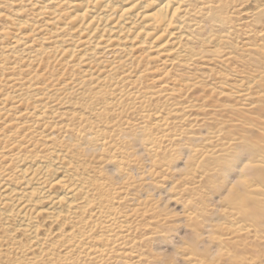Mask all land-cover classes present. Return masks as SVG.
Instances as JSON below:
<instances>
[{
	"label": "rangeland",
	"instance_id": "1",
	"mask_svg": "<svg viewBox=\"0 0 264 264\" xmlns=\"http://www.w3.org/2000/svg\"><path fill=\"white\" fill-rule=\"evenodd\" d=\"M192 1L189 44L214 52L201 53L194 65L168 67L160 75L165 93L185 83L170 99L151 79L160 70L145 73L132 84L128 82L135 77L113 86L114 80L96 84V77L89 79L55 65L47 53L38 63L21 61L19 53L1 54L7 38L0 34V178L9 174L8 180L15 183L19 160L41 151L49 134L57 147L76 149L86 141L98 149L95 155L74 151L78 171L104 183L99 196L111 207L107 214H116L122 225L130 227L119 232L127 234L121 245H110L108 229L93 231L90 237L97 238L88 241L114 252L100 261L84 260L81 253L79 264H197L203 260L207 264H264V186L248 178L264 175V15H243L245 0ZM205 2L220 7L204 10ZM25 4V0H0V13L32 24L30 10L15 11ZM5 24L0 18V31ZM214 44L219 48L212 49ZM227 52L230 60L220 61ZM140 66L143 63L136 70H142ZM256 75L261 76L256 88L262 93L259 99L238 100L225 94L228 86ZM40 112L44 124L34 123ZM21 123L24 126L16 129ZM240 147L246 149L244 163L254 166L247 176L233 173L235 168L214 167ZM145 161H149V171L164 170L153 176L151 184L136 178L137 172L143 177L140 166ZM107 163L116 168V175L106 171ZM225 177L232 182L228 190L211 195L209 183ZM237 179L242 184L234 185ZM206 195L216 203L209 204ZM194 198L200 201L197 212L174 215ZM193 231L196 237L186 240ZM51 252L40 262L61 264L63 253ZM217 252L221 255L214 259ZM17 256L11 254L6 264H14Z\"/></svg>",
	"mask_w": 264,
	"mask_h": 264
},
{
	"label": "bare ground",
	"instance_id": "2",
	"mask_svg": "<svg viewBox=\"0 0 264 264\" xmlns=\"http://www.w3.org/2000/svg\"><path fill=\"white\" fill-rule=\"evenodd\" d=\"M25 1L26 4L15 11L30 10L34 16L32 24L13 14L0 13V18L6 23L0 34L7 38L2 43L1 54L3 51L19 53L21 61L38 63L41 55L47 53L55 65L76 70L77 74L84 73L89 79L96 77V84L114 80L113 86L135 77L128 82L132 84L143 74L160 70L158 77L153 75L151 79L164 92L165 99H170L183 90L182 84L185 83L179 85L181 89L173 88L165 93L166 84L160 75L169 71L168 67L194 65L201 53L214 52L189 44L192 33L187 29L190 25L187 22L193 21L190 16L195 9L192 0ZM206 3L204 10L220 7ZM176 4L180 7H175ZM262 11L264 0H245L242 4L243 15ZM231 30L228 28L226 33ZM43 43L47 47H42ZM216 45L211 48L218 49ZM220 58L226 62L231 56L227 52ZM142 63L140 67L143 69L136 70L135 67ZM148 65L151 66L148 68ZM91 72H99L100 75L94 76ZM71 79H67L68 83ZM260 79L261 76L256 75L238 80L237 84L224 89L225 94L238 100L259 99L262 93L256 88ZM223 83L220 81L219 85ZM41 112L35 115L38 121L34 123L44 124V118H39ZM22 115L30 117L32 114L23 112ZM21 124L16 129L24 126ZM50 135L46 136L41 151L19 160L15 183L8 180L9 174L0 178V264H6L11 254L18 255L14 264H36L44 256L53 255L51 250L63 253L61 264H79L81 253H84V260L100 261L114 251L107 250L111 247L89 242V239L97 238L90 237L91 233L103 227L111 236H105L111 238L110 245H121L127 234L120 235L119 232L130 228L127 224L122 225L116 214H107L111 207L106 206L108 203L100 200L99 196L104 183H98L88 174L84 176L78 171L80 164L73 156L74 151L87 155L81 150L98 148L90 147L86 141L76 145V149L57 147ZM68 138L71 141V136ZM246 166L248 173L250 167H254L246 162L240 168ZM104 168L116 175L112 164L107 163ZM233 173L245 176L236 168ZM242 182V179H237L234 185ZM113 227L124 230L115 231ZM207 263L203 260L197 264Z\"/></svg>",
	"mask_w": 264,
	"mask_h": 264
},
{
	"label": "snow or ice",
	"instance_id": "3",
	"mask_svg": "<svg viewBox=\"0 0 264 264\" xmlns=\"http://www.w3.org/2000/svg\"><path fill=\"white\" fill-rule=\"evenodd\" d=\"M175 7L179 8L180 5L176 4L174 5ZM262 15H264V11H262L261 13ZM246 153V149L243 147L238 148L236 151H234L233 153L224 156L222 159H220L218 162L215 163L214 167L216 168H220V167H224V168H236L238 170H241L242 174L247 176L248 175V171H247V166L244 169H241L240 166L244 163V160L247 158V156L245 155ZM149 163V161H145L144 164H142L140 166V171L143 172V177L140 176V172L136 173V178L137 180H140L142 183H147V184H151L153 182V176L159 174H163L164 170L163 168L160 169H153L152 171H149L147 164ZM249 179H252L253 182H256V179L259 180V183L264 186V175H261L259 178H253V177H248ZM177 181H179L180 177H176L175 178ZM187 182V181H185ZM231 180H228L226 177L222 180H217L214 183H209V188H210V192L211 195H223L227 190H228V185L231 184ZM182 187V185H181ZM179 188L174 189V191H178ZM150 195V194H149ZM205 199L208 200L209 204H215L216 202L211 200V196H205ZM164 201L161 200V206H163ZM200 204V201L195 199L193 201H189L185 204V210L183 212L177 211L174 213V215L176 216H187L189 212H197V206ZM197 225L195 224V222H193V229H195ZM196 232H190L189 235L187 237H185L186 240L189 239H194L196 237ZM173 264H175V262L173 261Z\"/></svg>",
	"mask_w": 264,
	"mask_h": 264
},
{
	"label": "clouds",
	"instance_id": "4",
	"mask_svg": "<svg viewBox=\"0 0 264 264\" xmlns=\"http://www.w3.org/2000/svg\"><path fill=\"white\" fill-rule=\"evenodd\" d=\"M81 151L84 152V153L87 154V155H95L96 152H97L96 149H84V150H81ZM220 255H221V253L217 252V253L215 254V256H214V259H215V257H218V256H220Z\"/></svg>",
	"mask_w": 264,
	"mask_h": 264
}]
</instances>
